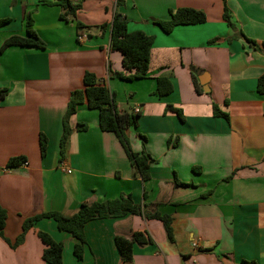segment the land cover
<instances>
[{
	"label": "crops",
	"instance_id": "obj_1",
	"mask_svg": "<svg viewBox=\"0 0 264 264\" xmlns=\"http://www.w3.org/2000/svg\"><path fill=\"white\" fill-rule=\"evenodd\" d=\"M120 1L75 2L77 20L89 27L79 39L77 21H61L58 6L0 0V21H9L0 26V90L8 89L0 102V204L7 211L0 264H48L38 232L63 245V264H264V95L257 89L264 75V0ZM179 9L201 11L207 20L164 32L156 22ZM30 11L47 47L1 51L10 37L27 36ZM116 13L126 17L129 32L154 37L144 79L125 82L109 73V65L123 71L122 53L110 47ZM87 72L116 94L119 112L138 115L127 136L133 153L154 160L148 180L86 103L71 117L62 157L63 117ZM160 78L172 83L171 94H156ZM214 105L229 119L215 116ZM78 124L88 127L78 131ZM17 157L26 164L7 168ZM125 195L150 215L170 216L173 240L162 221L130 214L88 223L82 260L74 254L76 239L52 218L38 220L16 244L29 218L73 217L84 203ZM135 234L146 243H134L132 261L124 262L115 239Z\"/></svg>",
	"mask_w": 264,
	"mask_h": 264
},
{
	"label": "trees",
	"instance_id": "obj_2",
	"mask_svg": "<svg viewBox=\"0 0 264 264\" xmlns=\"http://www.w3.org/2000/svg\"><path fill=\"white\" fill-rule=\"evenodd\" d=\"M122 2L118 0V4ZM41 4L46 6H58L61 9L59 19L61 21H77V35L80 39L84 35L83 30L89 29L84 26L78 19V12L81 10V4L75 3L73 0H41ZM224 19L232 27L228 10L225 12ZM207 20L205 14L194 9H179L171 13V19L168 21H157L156 23L163 29L164 32L170 33L178 25H195L205 23ZM9 23L8 20L0 21V26ZM128 21L126 17L120 13H116L112 21V37L110 47L112 50L120 51L123 55V71L115 72L109 65V73L112 77L118 78L125 82H133L144 79L149 74L151 50L154 43V37L147 35L142 31L129 32L127 29ZM34 22L32 13L26 17L27 36H12L6 40L1 48L4 51L11 46L36 47L45 49L47 44L39 37L33 29ZM107 24L101 26V31L104 33ZM246 40L254 47L259 45L246 38ZM264 48V42L262 43ZM84 89L74 90L71 93L67 110L63 117V133L60 141L61 155L64 157L66 146L69 137L73 131L70 120L77 112L79 106L87 104L92 110L99 111L100 127L104 132L114 133L121 145L125 149L127 155L133 165L141 175L143 180H148L151 177V165L154 162L151 156L142 152L135 154L131 150L127 130L130 127L138 125V115L129 112H119L116 104V94L107 86L103 85L94 74L86 73L84 75ZM258 92L264 95V75L258 80ZM173 92V85L168 79H158V87L156 94L160 97L167 96ZM8 94V89L0 90V102L5 99ZM173 109L172 106H168ZM182 118L179 110H175ZM214 115L229 119V116L223 113L217 105H214ZM86 124H78V131H85ZM41 155L44 157L47 153L48 140L42 135L40 138ZM24 157L12 158L7 168H12L24 163ZM144 215L145 218L158 219L163 222L164 228L168 237L173 240L172 218L167 215L155 213L150 215L146 212V206L138 205L134 202L131 195L121 196L115 200L104 202L84 203L81 205L78 213L73 217H66L58 212L44 213L33 218L27 219L23 224V232L17 239L16 244H21L24 241L26 233L34 226V224L43 218H52L56 221L58 229L62 232L70 233L77 241L74 254L77 259L82 260L84 256L86 239L85 227L88 223L94 220L106 218H122L127 215ZM7 221V211L0 204V236L4 237V229ZM38 237L45 245L43 259L48 264H63V245L56 242L48 233L38 232ZM134 243L144 244L142 234H135L132 240L122 237H116L115 244L119 254L124 262H131L133 259ZM242 264H257L254 261L244 260Z\"/></svg>",
	"mask_w": 264,
	"mask_h": 264
},
{
	"label": "built area",
	"instance_id": "obj_3",
	"mask_svg": "<svg viewBox=\"0 0 264 264\" xmlns=\"http://www.w3.org/2000/svg\"><path fill=\"white\" fill-rule=\"evenodd\" d=\"M74 2H78L79 0H73ZM136 112L138 113L139 112V110H136ZM24 164H26V162L24 163ZM68 173H71V171L69 170V171H67Z\"/></svg>",
	"mask_w": 264,
	"mask_h": 264
},
{
	"label": "rangeland",
	"instance_id": "obj_4",
	"mask_svg": "<svg viewBox=\"0 0 264 264\" xmlns=\"http://www.w3.org/2000/svg\"><path fill=\"white\" fill-rule=\"evenodd\" d=\"M35 9H37V8H35ZM31 13H33L32 11H30Z\"/></svg>",
	"mask_w": 264,
	"mask_h": 264
},
{
	"label": "water",
	"instance_id": "obj_5",
	"mask_svg": "<svg viewBox=\"0 0 264 264\" xmlns=\"http://www.w3.org/2000/svg\"><path fill=\"white\" fill-rule=\"evenodd\" d=\"M91 37L89 36L88 39H90Z\"/></svg>",
	"mask_w": 264,
	"mask_h": 264
}]
</instances>
